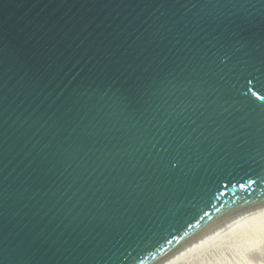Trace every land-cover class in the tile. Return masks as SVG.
Returning a JSON list of instances; mask_svg holds the SVG:
<instances>
[{
    "label": "water",
    "instance_id": "obj_1",
    "mask_svg": "<svg viewBox=\"0 0 264 264\" xmlns=\"http://www.w3.org/2000/svg\"><path fill=\"white\" fill-rule=\"evenodd\" d=\"M264 205V0H0V264H161Z\"/></svg>",
    "mask_w": 264,
    "mask_h": 264
},
{
    "label": "bare ground",
    "instance_id": "obj_2",
    "mask_svg": "<svg viewBox=\"0 0 264 264\" xmlns=\"http://www.w3.org/2000/svg\"><path fill=\"white\" fill-rule=\"evenodd\" d=\"M227 247L232 249V258L264 248V205L222 223L161 264H185L207 257L210 252L217 256L221 251L222 255ZM228 260L217 257L215 261L226 264Z\"/></svg>",
    "mask_w": 264,
    "mask_h": 264
},
{
    "label": "rangeland",
    "instance_id": "obj_3",
    "mask_svg": "<svg viewBox=\"0 0 264 264\" xmlns=\"http://www.w3.org/2000/svg\"><path fill=\"white\" fill-rule=\"evenodd\" d=\"M222 251H223L222 255H220L221 251L216 253L217 256L214 255V253L210 252L207 255V257L205 256L206 258L199 257L196 261L185 264H218L215 261L217 257H224L229 259L228 263L226 264H264V248L263 249L257 248V251L254 252L251 250L247 255L241 254L240 256L235 258H232L233 257L232 249H230L229 247L223 249Z\"/></svg>",
    "mask_w": 264,
    "mask_h": 264
}]
</instances>
